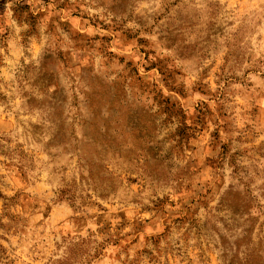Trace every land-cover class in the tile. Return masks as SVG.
Instances as JSON below:
<instances>
[{"label": "rangeland", "instance_id": "obj_1", "mask_svg": "<svg viewBox=\"0 0 264 264\" xmlns=\"http://www.w3.org/2000/svg\"><path fill=\"white\" fill-rule=\"evenodd\" d=\"M263 251L264 0H0V264Z\"/></svg>", "mask_w": 264, "mask_h": 264}, {"label": "trees", "instance_id": "obj_2", "mask_svg": "<svg viewBox=\"0 0 264 264\" xmlns=\"http://www.w3.org/2000/svg\"><path fill=\"white\" fill-rule=\"evenodd\" d=\"M229 264H264V251L263 254H248L246 257L242 260L233 261Z\"/></svg>", "mask_w": 264, "mask_h": 264}]
</instances>
